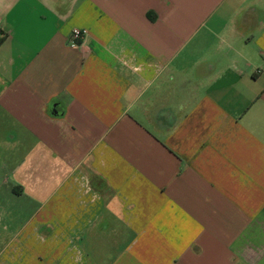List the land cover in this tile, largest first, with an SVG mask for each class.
Returning <instances> with one entry per match:
<instances>
[{
	"label": "crops",
	"instance_id": "1",
	"mask_svg": "<svg viewBox=\"0 0 264 264\" xmlns=\"http://www.w3.org/2000/svg\"><path fill=\"white\" fill-rule=\"evenodd\" d=\"M0 264H264V0H0Z\"/></svg>",
	"mask_w": 264,
	"mask_h": 264
},
{
	"label": "built area",
	"instance_id": "2",
	"mask_svg": "<svg viewBox=\"0 0 264 264\" xmlns=\"http://www.w3.org/2000/svg\"><path fill=\"white\" fill-rule=\"evenodd\" d=\"M87 33H88L87 29L78 28V27L73 28L69 39L70 45L74 47L77 46L79 41H81L84 38V36H86Z\"/></svg>",
	"mask_w": 264,
	"mask_h": 264
}]
</instances>
